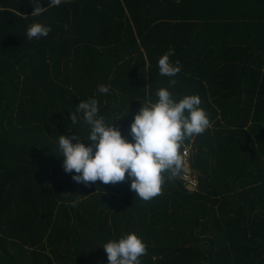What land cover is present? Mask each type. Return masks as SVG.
<instances>
[{"label":"trees","instance_id":"16d2710c","mask_svg":"<svg viewBox=\"0 0 264 264\" xmlns=\"http://www.w3.org/2000/svg\"><path fill=\"white\" fill-rule=\"evenodd\" d=\"M33 23L51 30L29 40ZM160 88L198 95L212 122L183 146L198 192L177 177L144 201L127 175L86 187L63 170L61 134L91 143L80 101L132 142ZM130 232L141 264H264V0H0V264H107L102 246Z\"/></svg>","mask_w":264,"mask_h":264},{"label":"clouds","instance_id":"9594fccd","mask_svg":"<svg viewBox=\"0 0 264 264\" xmlns=\"http://www.w3.org/2000/svg\"><path fill=\"white\" fill-rule=\"evenodd\" d=\"M62 2L67 0H50V5L59 6ZM45 10L35 5L31 15L38 16ZM50 30L41 23H33L26 35L29 40L46 37ZM172 55L174 50L169 49L159 58L160 75L173 77L180 72V61L174 65L170 62ZM175 83V80L169 81L170 85ZM97 91L107 94L109 87L100 84ZM156 96V102L146 99L134 115L130 124L132 142L98 115L95 98L80 101L76 111L83 113V120L90 126L84 139L91 143L85 146L76 134V143H73V138L61 134L58 146L64 158L63 170L75 173L72 179L86 187L97 181L105 185L123 182L127 175L131 178L130 190L142 200L150 201L162 195L165 182L176 179L185 167L182 152L185 141L202 135L212 127V122L200 107L202 102L198 95L175 100L167 88H160ZM70 121L75 124L77 116L70 113ZM78 202L77 199L70 204L74 207ZM102 247L107 254V264H141L140 258L147 254L146 244L132 232L119 240H109Z\"/></svg>","mask_w":264,"mask_h":264},{"label":"built area","instance_id":"2783aa9c","mask_svg":"<svg viewBox=\"0 0 264 264\" xmlns=\"http://www.w3.org/2000/svg\"><path fill=\"white\" fill-rule=\"evenodd\" d=\"M183 154L185 157V167L182 170V172L179 175L181 182L184 184V187L186 191L189 193H195L198 191L199 186H200V180L198 176L194 173L193 171V165L191 162V152L190 148L186 147L183 150Z\"/></svg>","mask_w":264,"mask_h":264},{"label":"rangeland","instance_id":"374dc122","mask_svg":"<svg viewBox=\"0 0 264 264\" xmlns=\"http://www.w3.org/2000/svg\"><path fill=\"white\" fill-rule=\"evenodd\" d=\"M186 147H188V146H185L184 148H183V150L186 148ZM189 148H190V152H191V162H192V146H189ZM183 150H182V152H183ZM193 165V164H192ZM194 168V167H193ZM193 171H194V173L198 176V174H197V172L195 171V169H193ZM179 177V176H178ZM199 178V177H198ZM180 179V178H179ZM200 180V179H199ZM182 181V180H181ZM183 182V181H182ZM183 187H184V184H183ZM184 189H185V187H184ZM199 189H200V186H199ZM199 189H198V191H199ZM186 190V189H185ZM197 191V192H198ZM196 193V192H195ZM191 194H194V193H191Z\"/></svg>","mask_w":264,"mask_h":264},{"label":"crops","instance_id":"0c3cea01","mask_svg":"<svg viewBox=\"0 0 264 264\" xmlns=\"http://www.w3.org/2000/svg\"><path fill=\"white\" fill-rule=\"evenodd\" d=\"M186 146H188V147H189V145H186Z\"/></svg>","mask_w":264,"mask_h":264}]
</instances>
